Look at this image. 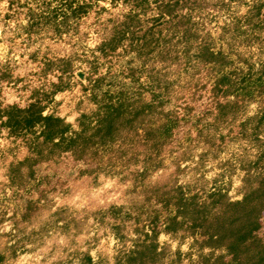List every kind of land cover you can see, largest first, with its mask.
I'll list each match as a JSON object with an SVG mask.
<instances>
[{
	"label": "rangeland",
	"instance_id": "1",
	"mask_svg": "<svg viewBox=\"0 0 264 264\" xmlns=\"http://www.w3.org/2000/svg\"><path fill=\"white\" fill-rule=\"evenodd\" d=\"M192 1L199 33L218 45L222 27L253 3ZM82 2L87 12L52 36L34 32L16 13L21 6L10 9L9 0H0V104L24 107L60 86L44 101L45 112L75 124L81 112L95 108L96 88L110 89L121 105H132L135 91L153 105L152 123L169 116L176 127L158 165L132 161L119 172L108 167L117 144L98 160L65 153L38 163L33 173L27 166L18 170L12 164L24 160L28 147L4 130L0 264H264V132L255 129L261 102L219 92L210 66L188 61L178 35L164 57H138L130 33L102 50L128 7ZM260 21L231 49L233 66L242 59L259 65L264 5ZM146 147L138 140L139 158Z\"/></svg>",
	"mask_w": 264,
	"mask_h": 264
},
{
	"label": "trees",
	"instance_id": "2",
	"mask_svg": "<svg viewBox=\"0 0 264 264\" xmlns=\"http://www.w3.org/2000/svg\"><path fill=\"white\" fill-rule=\"evenodd\" d=\"M22 1L9 0V8L21 6L23 10L16 13L25 15L34 32L45 31L52 36L62 35L65 27L77 22L87 12L86 3L82 0ZM263 1L253 0L246 14L235 16L225 24L218 37L221 41L218 45L215 37L209 38V33L202 36L197 22L192 20L195 1L190 4L191 0H111L113 5H125L128 11L100 48L116 47L118 41L130 33L137 40L138 57L147 58L154 53L163 54L178 35L176 45L180 43L183 46L182 54L188 61L195 58L210 66L214 73V86L219 92L224 96L239 95L243 100L261 102L255 129L262 127L264 132V54L260 56L258 66L248 59H242L243 64L233 66L231 51L238 42L247 41L248 35L256 32L261 24ZM186 6L189 9L184 12ZM151 11L152 17L148 18ZM25 29H29L28 26ZM163 83L160 85L162 95L169 88L166 80ZM221 85L227 87L223 89ZM59 89L60 86L51 92H44L43 96L35 95L24 107L0 104V135L7 130L14 141L20 139L29 150L23 161L12 166L18 170L27 166L29 173H33L38 163L56 160L65 153L72 154L76 159L98 160L100 155L105 156L112 151L116 144L117 148L108 163L109 172L122 171L132 161H141L144 168L158 165L161 147L172 136L176 120L166 116V123H152L154 107L149 106L150 102L142 96V92H133L132 105H121L110 89L98 87L92 95L95 108L81 112L74 124L55 112H45L47 104L44 101L49 103L53 100ZM140 139L147 146L144 158H139L141 151L135 150Z\"/></svg>",
	"mask_w": 264,
	"mask_h": 264
}]
</instances>
